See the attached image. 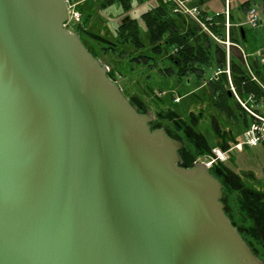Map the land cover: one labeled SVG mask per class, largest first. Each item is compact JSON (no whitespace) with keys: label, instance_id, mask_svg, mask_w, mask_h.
<instances>
[{"label":"water","instance_id":"obj_1","mask_svg":"<svg viewBox=\"0 0 264 264\" xmlns=\"http://www.w3.org/2000/svg\"><path fill=\"white\" fill-rule=\"evenodd\" d=\"M67 19L0 0V264H264Z\"/></svg>","mask_w":264,"mask_h":264},{"label":"trees","instance_id":"obj_2","mask_svg":"<svg viewBox=\"0 0 264 264\" xmlns=\"http://www.w3.org/2000/svg\"><path fill=\"white\" fill-rule=\"evenodd\" d=\"M112 1L114 0H79L75 5V8L80 12V21L74 25L69 23L66 25L67 28L71 26L75 29V32L79 34L84 46L95 57H98V54L88 48L86 43L87 38H91L101 44L104 50L112 51L114 53L118 52V48L124 50L126 45H131L135 48H141L143 46L137 27V21L133 18H129L127 21L121 22L117 26L115 30L117 36L115 37V40H110L86 29L87 21L94 11L93 7H104L105 5L112 3ZM120 1L125 8H129L130 0ZM197 4L199 5L198 2ZM241 6L246 10L252 6V4L247 0L243 2ZM174 8L175 4L172 0H159L158 4L154 7L141 13V19L148 33L152 53H170L166 57L170 65L165 69L169 70L174 67L178 74L194 73L197 77H201L205 66L209 67L212 64H215L217 68L222 71L218 73L216 79H208L209 86L212 90L218 91V96L214 105L218 109L225 111L228 116H233L231 108L228 105V101L231 98H234L233 95L230 97L228 96L230 82L235 86L237 93L240 95H246L252 92L257 99L264 97V61H261L259 56L255 55L254 58H252L250 61L251 69L249 71L243 63L241 54L237 49L236 51L239 52L238 54H236V51H229L227 54L226 48L213 39L208 32L200 27V25L184 14L174 11ZM202 12L204 11L202 10ZM224 20V15L221 14L217 18V23L209 25L210 31L213 34L218 35L220 38L225 37ZM228 20L230 23L233 22L230 15L228 16ZM241 29L243 30V33ZM246 31L247 29L245 25L242 24L238 26H230V41L240 45L246 53H252L256 50L262 49L263 42L260 39V36L258 35V40L256 39L255 43H249V37L247 36ZM251 37L255 38L256 36L251 35ZM263 51L264 49H262L261 55ZM119 52L123 53V51L120 50ZM152 58V55L149 54H137L133 55L130 60L139 64L152 65V63H150V61L153 60ZM227 65L228 73L224 71ZM128 100L136 106L138 112L145 111V107L142 109L137 106L135 101ZM234 102L240 110V105L236 100ZM241 113H243V118L247 127V114L244 110ZM199 116L200 113L197 114V118L195 119H198ZM171 117V114L168 113L163 116V118L170 124L167 128L163 127L170 136L176 137L171 132L183 130V124L182 121H175V119H171ZM194 117L195 116L192 113H189V118L193 123L195 122ZM211 122L214 130L218 131L215 119H212ZM156 126V121L152 120L150 123L151 129ZM184 136L190 141L192 152H195L196 154L210 152L200 135L189 131L185 133ZM181 140L183 142V139ZM184 149L185 143L183 142L182 147L178 150L180 164L181 166L188 167L192 165L194 159L189 158L188 153ZM193 155L195 156V154ZM209 171L222 183V201L225 204V213L229 216L231 223L236 226L240 235L251 250L257 253L256 248L249 239H256L258 242L257 246L259 247H261L260 245L262 241L264 243V192H259L249 186L241 184L238 176H236L228 166L219 163L218 161L209 167ZM229 179H232V182ZM235 209L240 213H245L244 215L246 217H251L254 226L243 228L233 222L231 214L232 210ZM258 233L261 235L262 239L258 237ZM257 254L264 262L263 253L261 252Z\"/></svg>","mask_w":264,"mask_h":264},{"label":"rangeland","instance_id":"obj_3","mask_svg":"<svg viewBox=\"0 0 264 264\" xmlns=\"http://www.w3.org/2000/svg\"><path fill=\"white\" fill-rule=\"evenodd\" d=\"M197 1L199 2V0ZM245 1L247 0H227L226 3V0H202L199 5L203 10L209 13H214L216 11L225 12L227 9L229 15L233 16L238 23H244L243 13L246 10L242 8L241 4ZM248 1L257 9L260 17V24L258 27L253 28L249 25H245L247 29L246 34L249 37L248 42L255 43L259 35L263 42L261 48L264 49V10L262 8L264 0ZM158 2L159 0H130V6L127 9L122 5L120 0H114L104 7L95 6L96 9L93 7L94 11L87 21V30L102 35L110 40H115L117 36L115 31L117 26L124 18H133L137 21V27L143 46L141 48H135L131 45H126L124 50L118 48V52L114 53L104 50L101 44L91 38H87L86 43L88 48L98 54L97 58L107 67L108 73L115 79L126 98L135 101L137 106L142 109L145 107V111L148 110L152 113L153 120L157 123L156 127L164 126L167 128L170 125L169 122L163 118L167 113L171 114L173 117H171V119L182 121L183 130H177V132L171 133L176 136L174 138H178L181 142V139H183L185 143L184 150L188 153L189 158H193L194 162L217 160L219 163L228 166L233 173L238 176L241 184L264 192V142L256 146H246L242 153L232 156L226 161L222 160L225 154L221 152V150L219 151V149L204 154H196L191 151V143L187 137L184 136L185 133L189 131L195 132L198 135L202 133L206 143L211 146L215 144V137H213L214 133L212 131L213 127H211L212 125L210 124L211 116H214L221 126L230 127L233 131L238 130V135L240 136L241 132L246 128L243 126L244 118L243 113H241L243 110L237 108L233 98L228 101L232 114L235 116L233 121V116H228L225 111L219 110L214 106L212 96L210 95L212 91L211 87H207L204 83H206L208 79H216L215 72L218 68L215 64L209 67L205 66L201 77H197L194 73L178 74L174 67L169 70L165 69L170 63L162 58L163 55L152 53L148 33L141 19V13L154 7ZM68 29L75 32V29L71 26H69ZM251 35H255L256 37L252 38ZM119 50L123 51V53H120ZM237 51L239 50L237 49ZM237 51L236 54L239 53ZM137 54L152 55L153 62L150 61L152 65L139 64L130 60L133 55ZM252 58H254V56L251 53L247 56V62L250 63ZM172 97H179L178 103L172 102ZM200 106L202 107V111H204L201 120L195 119L197 118L198 110L201 108ZM257 109L264 113V107L258 106ZM189 113L195 116L194 123L189 118ZM246 119L248 124H250V117L248 115H246ZM204 125H206L205 128ZM193 154H195V156ZM242 170H250L252 172V174H250L251 176L245 175L244 177L241 174ZM229 180L232 182V179ZM235 210H232L231 215L233 221H235L237 225L243 228L254 226L251 217H246L244 215L245 213H242V215L239 211ZM258 235L257 236L261 238L259 233ZM249 240L256 248L257 253H264L263 241L261 242V247H259L257 246L258 242L256 239L251 238Z\"/></svg>","mask_w":264,"mask_h":264},{"label":"built area","instance_id":"obj_4","mask_svg":"<svg viewBox=\"0 0 264 264\" xmlns=\"http://www.w3.org/2000/svg\"><path fill=\"white\" fill-rule=\"evenodd\" d=\"M175 4L174 11H178L188 18L192 19L196 22L200 27L208 32L213 39H215L218 43L223 45L226 48L227 54L230 46H235L242 57L243 63L245 64L246 68L250 71L251 64L247 62V56L251 53H245L243 49L236 43L230 41L229 38V28L233 24L229 22L228 16L229 13L226 9L225 12L216 11L214 13H205L202 12V9L197 4L196 0H172ZM68 9V19L66 21L65 26L67 23L74 25L78 21H80V12L75 8V5L79 2V0H65ZM227 3V0H226ZM227 7V4H226ZM223 14L224 15V30H225V37L220 38L218 35L213 34L210 29L209 25L212 23H217V18ZM244 23H237L235 26L238 25H249L250 27H258L260 24V17L257 9L254 6H250L246 9L243 15ZM262 49L256 50L252 52V55L259 56L261 61H264V51ZM222 70L218 68L215 72V78ZM228 73V65L224 70ZM229 88L233 93L234 99L240 105V107L246 112V114L250 117V124L246 127L244 132L242 133V137L240 139V144L247 145V146H254L260 142L264 141V113L258 111L257 107L264 103V97L257 99L254 93L250 92L246 95H240L236 92L235 86L230 82ZM211 161L206 162L209 165Z\"/></svg>","mask_w":264,"mask_h":264},{"label":"flooded vegetation","instance_id":"obj_5","mask_svg":"<svg viewBox=\"0 0 264 264\" xmlns=\"http://www.w3.org/2000/svg\"><path fill=\"white\" fill-rule=\"evenodd\" d=\"M262 8L264 9V5H262ZM170 53H164L162 52L161 55L163 59H166L167 60V55H169ZM160 55V54H159ZM168 61V60H167ZM207 87H210L208 86L209 84V80H207L206 83ZM203 84V85H204ZM212 90V88H211ZM212 96V99H213V103L215 102V100L217 99V96H218V91L217 90H212L211 91V94ZM231 95H233L232 91L230 90V88L228 87V96L230 97ZM172 102H175V103H178V100L180 99L179 97H172L171 98ZM234 99V98H233ZM215 106V105H214ZM201 107V106H200ZM216 107V106H215ZM220 110V109H219ZM197 113H200V116L198 117L199 120H201V117L204 115V111H202V107L200 108V110H198ZM234 118L235 116L233 115V121H234ZM212 119H215V122L217 124V129L218 131H215L214 128H212L213 130V137H215V144L213 146L209 145L208 143H206L202 133L200 134L201 138L203 139L204 143L207 145V147L209 148L210 151L214 152L215 150H218L219 151L221 150V152H223L225 154V156L223 157L222 160L226 161L228 158H231L232 156H235V155H238L239 153H242L244 151V148L247 146V145H243V144H240V139H241V136H242V133L244 132H241L240 136L238 135V130L237 131H233L232 128L230 127H227V126H221L219 124V122L217 123V119L214 117V116H211L210 118V122L212 121ZM212 125V123H211ZM220 158V157H219ZM220 159V160H221ZM230 161V160H229ZM206 164L207 161H202ZM213 163H217V160H214V161H211L209 163L208 166V169L209 167L213 164ZM241 174L245 177L246 176H251L250 174H252V172L250 170H242L241 171ZM257 191L259 192H262L261 190L259 189H256ZM223 194V193H222ZM223 197V196H222ZM222 200V199H221ZM223 202V201H222ZM224 207H225V204H224ZM242 214V213H240ZM227 215V214H226ZM243 215V214H242ZM228 216V215H227ZM229 218V216H228ZM230 219V218H229ZM231 221V220H230ZM233 221V220H232ZM235 222V221H233ZM239 222V221H238ZM236 223V222H235ZM237 224V223H236ZM254 225V224H253ZM236 227V226H235ZM239 232V231H238ZM242 237V236H241ZM245 241V240H244ZM264 245V243H263ZM251 249V248H250ZM253 252V251H252ZM258 258L259 255L255 252H253ZM264 255V253H263ZM261 259V258H260ZM262 260V259H261ZM263 261V260H262Z\"/></svg>","mask_w":264,"mask_h":264},{"label":"crops","instance_id":"obj_6","mask_svg":"<svg viewBox=\"0 0 264 264\" xmlns=\"http://www.w3.org/2000/svg\"><path fill=\"white\" fill-rule=\"evenodd\" d=\"M198 2V1H197ZM202 2V0H199V2L198 3H201ZM262 5H264V2L262 3ZM200 6V5H199ZM201 8V7H200ZM202 9V8H201ZM203 10V9H202ZM264 10V9H263ZM205 13H209V12H207L206 10H203ZM244 12V11H243ZM243 15H244V13H243ZM231 16V15H230ZM231 19H232V23H234L233 25L235 26V24H237L238 22H237V20H235V18L233 17V16H231ZM232 25V26H233ZM240 46V45H239ZM241 47V46H240ZM227 50H228V52L229 51H236V48H235V46H230L229 45V48H227ZM259 106H262V107H264V103L263 104H261L260 103V105ZM262 113V112H261ZM247 121V120H246ZM212 122H210V124H211ZM217 123H218V121H217ZM237 125V124H236ZM205 126L206 125H204V128H205ZM243 126H245L246 127V123H245V121H244V125ZM211 127H213V125L211 126ZM246 129V128H245ZM202 132V131H201ZM264 142V141H263ZM263 142H260V143H263ZM259 144V143H258ZM258 144H256V145H258ZM256 145H254V146H256Z\"/></svg>","mask_w":264,"mask_h":264}]
</instances>
